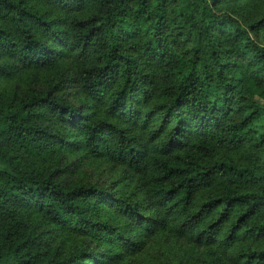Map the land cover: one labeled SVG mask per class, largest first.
Masks as SVG:
<instances>
[{
	"label": "trees",
	"instance_id": "obj_1",
	"mask_svg": "<svg viewBox=\"0 0 264 264\" xmlns=\"http://www.w3.org/2000/svg\"><path fill=\"white\" fill-rule=\"evenodd\" d=\"M0 264H264V0H0Z\"/></svg>",
	"mask_w": 264,
	"mask_h": 264
},
{
	"label": "rangeland",
	"instance_id": "obj_2",
	"mask_svg": "<svg viewBox=\"0 0 264 264\" xmlns=\"http://www.w3.org/2000/svg\"><path fill=\"white\" fill-rule=\"evenodd\" d=\"M81 170L84 181L101 182L116 176L103 163L87 162L82 166Z\"/></svg>",
	"mask_w": 264,
	"mask_h": 264
}]
</instances>
